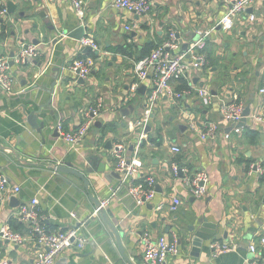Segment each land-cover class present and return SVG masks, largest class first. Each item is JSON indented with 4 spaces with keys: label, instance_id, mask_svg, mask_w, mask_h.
<instances>
[{
    "label": "crops",
    "instance_id": "1",
    "mask_svg": "<svg viewBox=\"0 0 264 264\" xmlns=\"http://www.w3.org/2000/svg\"><path fill=\"white\" fill-rule=\"evenodd\" d=\"M7 1L17 8L14 14L0 19V57L13 61L10 56L14 57L21 45H35L38 56L23 66L13 64V93L0 92V171L11 185L36 192L35 199L47 229L65 231L71 228V220L59 219L51 212L46 194L39 193L41 190L26 174L29 169L16 158L42 163L39 158L55 157L58 163L69 160L74 166L81 160L87 168L93 164L88 158L96 157L105 172L115 173L110 151L113 144L120 143L127 147L128 158L135 156L139 161L140 182L148 177L155 181L156 194L146 205L129 211L131 199L119 195L117 189V198L106 208L109 219L121 233L122 248L132 264H143L140 239L145 234L152 239L162 236L177 239L180 253L168 258L166 264H247L251 259L248 253L251 243L264 253L259 245V240L264 238V94L260 93L264 88V0H253L246 13L236 17L228 30L217 27L228 8L225 0H150L151 11L141 19L114 9L113 0H79L84 10L82 22L87 27L86 34L106 53L89 50L96 55L95 60L86 58L87 52L80 48L78 41L66 36L80 25L71 0H1L0 8L5 9ZM250 16L254 17L253 21ZM169 30L176 32L181 49L198 34H206L207 64L192 74L189 96L180 101L162 97L145 127L148 132L134 129L131 124L142 118L151 88L150 79H146L138 85V89L144 87L143 94L138 90L130 93L131 85L136 83L135 59L143 58L162 44ZM112 48H131L130 55L114 54ZM75 61L89 64V74L83 84L78 83L79 79L69 69ZM49 63L60 64L50 106L53 117L41 115L38 121L42 118L48 121L44 138L53 144L40 145L35 150L30 148V140L24 135L21 109V105H30L27 109L32 110V102L18 99L17 95ZM52 81L46 78L47 84ZM173 86L177 91L180 85L174 82ZM200 89L206 90L209 97H201ZM47 98L42 90L36 104H44ZM98 101L102 105L101 114L93 121L80 146L72 149L60 137L52 138L54 121L62 131L74 132L81 125L84 112L94 108ZM231 103H241L244 110L250 109L251 115L241 128L233 127L221 116V107ZM188 117L197 129L213 123L216 136L201 141L197 132L188 129ZM252 132L258 133L257 139L252 137ZM172 147H178L180 153H172ZM172 164L184 165L191 173H206L209 179L206 195L200 199L190 197L181 178L172 175ZM85 175L91 184V196L99 202L108 199L119 184L116 177L105 179L107 174ZM61 177L75 187L65 201L73 208V218L79 219L85 206L91 207L86 196L79 199L83 184L72 176ZM19 193L4 204L0 228L6 227L26 241L13 244L0 239V264H34L41 252V247L28 239V227L14 217L17 208L10 207L11 199L18 198ZM173 197L180 201L175 213L169 211ZM196 217L207 218L216 230L198 256L192 257L189 227ZM212 242L232 243L236 250L212 258ZM88 251L84 240L81 246L74 245L60 255L54 264L62 258L67 264H95ZM113 264L125 263L119 259Z\"/></svg>",
    "mask_w": 264,
    "mask_h": 264
},
{
    "label": "built area",
    "instance_id": "2",
    "mask_svg": "<svg viewBox=\"0 0 264 264\" xmlns=\"http://www.w3.org/2000/svg\"><path fill=\"white\" fill-rule=\"evenodd\" d=\"M252 1L225 0L228 8L218 21L217 27L223 30L231 29L234 19L239 15L245 14ZM71 4L77 20L81 25H84L82 22L84 18L82 3L79 0H71ZM112 6L118 11H125L141 19L150 13L152 3L150 0H113ZM5 14V9L0 11V19ZM253 20L254 17L250 16V21ZM126 30H130V28L126 27ZM206 36V34H198L197 40L189 43L186 51H183L176 32L169 30L167 38L162 44L158 45L147 56L134 63L133 74L136 83L131 85L130 93L135 94L138 90V85L146 79H150L151 88L147 95L142 118L140 121L131 124L132 128L143 130L148 126L152 111L162 97H169L172 100L180 101L189 96L190 91L188 89L192 87V74L200 71L207 64L205 55ZM78 43L81 49L88 48L94 53L106 54L86 33ZM37 56L38 50L35 45H21L12 60L13 64L23 66ZM69 69L82 81L88 77L89 64L87 61H75ZM179 81H184L188 89L175 91L173 83ZM0 92L8 95L13 93L10 60L6 57H0ZM198 93L204 99L209 97V93L204 89H200ZM260 93L264 94V88L260 90ZM101 107L102 105L98 101L94 108L87 109L84 112L81 125L74 132L66 133L60 129V126H57L61 140L72 149L80 146L93 121L101 114ZM243 110L244 106L241 103H231L223 105L220 113L225 120L234 126L240 121ZM187 126L189 130L197 132L201 141H207L216 136L217 129L213 123H207L203 128L197 129L192 118L188 117ZM126 152L127 147L125 145L115 143L111 147L110 155L114 161V172L120 176L119 188H125L127 197L131 199L137 208L152 201L156 194L155 181L153 178L148 177L144 182H140V163L135 156L128 158ZM171 152L179 154L180 149L172 147ZM170 169L174 177H177L181 173L182 178L180 181L190 197L200 199L206 195V187L209 180L206 173L202 171L191 173L187 167L180 164H172ZM19 191L20 188L11 185L0 171V213L10 197L19 193ZM114 198H117V188L108 199L100 202V207L106 209ZM38 206L39 202L34 198L32 201L19 206L14 217L28 227V239L41 247V252L38 253L34 264H54L60 255L71 249L74 245L78 244L81 246L84 239L79 235L78 229L69 228L65 231H50L47 229L43 224L44 217L40 213L41 211ZM179 206V199L175 197L171 198L169 211L175 213ZM0 239L13 244H23L26 241V238L8 230L6 227L0 228ZM140 244L142 247L143 264H166L168 258L177 257L180 253V248L175 238L169 240L162 236L152 239L145 234L141 237ZM259 245L264 250V238L259 240ZM210 249L211 257L217 258L220 255L235 251L236 247L232 243L212 242ZM248 253L251 255V259L247 261V264H264V253L260 252L255 244L251 243L248 246Z\"/></svg>",
    "mask_w": 264,
    "mask_h": 264
},
{
    "label": "water",
    "instance_id": "3",
    "mask_svg": "<svg viewBox=\"0 0 264 264\" xmlns=\"http://www.w3.org/2000/svg\"><path fill=\"white\" fill-rule=\"evenodd\" d=\"M16 8V5H14L11 1H7L5 3V17L14 14ZM86 31L87 27L80 24L76 27V29L66 33V36L69 39L79 41L85 36ZM195 40H197V38ZM54 43H56V41H54ZM187 46V43L183 44L182 50L186 51ZM56 50H60V47H56ZM84 52H89V49L85 48ZM10 57L12 59L13 55ZM12 65L13 61H10V66ZM59 66L60 64L49 63V65L42 69L40 75L35 77L31 85L27 87L23 93L17 95L18 99L26 102H32V110L27 109L30 105H21L23 128L25 129L24 135L29 138L31 149L36 150L40 145L51 146L53 144V141H46L44 138V134L48 128L47 125H49L48 121L45 118H42L40 121H38V119L41 115L45 117H53V110L50 109V106L53 102L54 88L56 86ZM46 78H51L53 81L47 84ZM78 83L83 84V81L79 79ZM42 90L47 94L48 98L44 104L37 105L36 98ZM143 90L144 87L142 86L138 89V92L143 94ZM250 115V109H245L241 115V120L233 127H243ZM148 130L149 129L146 128L145 132H148ZM52 138H59L56 121L53 122ZM109 146L110 143L108 144V149H110ZM130 150L132 151V147ZM13 154L16 155V151H13ZM16 159L21 163V165H23V167L29 169L26 174L34 181L35 187L37 186V188L41 190L39 193L42 194L43 192L46 194V202L50 206L51 212L59 219H70L71 228L79 230V235L84 238L89 246L88 252L93 255L91 260H94L95 264H113L119 259H121L125 264H132L122 248L121 233H119V230L109 219V211L101 208L100 202L91 196L89 190L91 184L85 175L93 172L102 175L107 174L104 176L105 179H111V176L116 177L120 184L119 174L113 172L108 173L107 171L105 172L104 166L98 163V159L96 157L88 158V161L93 162V164L87 168H85L86 162H82L81 160L79 165L74 166L71 162H69V160L58 163L57 158L55 157L51 159L39 158L43 161L42 163H29L27 161H21L19 158ZM63 175L72 176L78 179L83 184L82 193H78L79 199L86 196L88 201L91 203V207L85 206V210L83 211L84 213L79 219L71 217L73 208L67 205L65 201L67 194H71L75 191V187H73L70 181L62 179L61 176ZM178 176L179 178H182L181 173H179ZM119 184L117 186L119 195H126L124 187L118 188ZM19 192L18 198L11 199L10 207L12 209H16L22 204L32 201L36 195V192L34 193L30 190H20ZM135 209L136 207L134 203L130 201V207L128 210L133 211ZM61 212L63 213L61 214ZM215 230V224L209 223L207 218H195V223L189 227V231L191 233L189 242L192 247V257L198 256L202 246L206 242H209L215 235ZM79 256L81 257L85 255ZM56 264H67V262L66 259L62 258Z\"/></svg>",
    "mask_w": 264,
    "mask_h": 264
},
{
    "label": "trees",
    "instance_id": "4",
    "mask_svg": "<svg viewBox=\"0 0 264 264\" xmlns=\"http://www.w3.org/2000/svg\"><path fill=\"white\" fill-rule=\"evenodd\" d=\"M2 10H4V8H0V11H2ZM111 50V52H113L114 54H118V53H120V54H122V55H124V56H129L130 54H129V51H131V48H128L127 50H125V49H123V48H112V49H110ZM154 50V49H153ZM152 51V50H151ZM150 51V52H151ZM149 52V53H150ZM149 53H147L146 54V56L149 54ZM85 57L86 58H89L90 60H95L97 57H96V55H94L93 53H90V52H87V53H85ZM145 57V55L143 56V58ZM141 58L142 57H137L135 60V62H137V61H139V60H141ZM180 86H178V89H176L177 91H180V90H187L188 89V87H187V85H186V83L184 82V81H179V82H177ZM257 136H258V133L257 132H252V137L254 138V139H257Z\"/></svg>",
    "mask_w": 264,
    "mask_h": 264
}]
</instances>
